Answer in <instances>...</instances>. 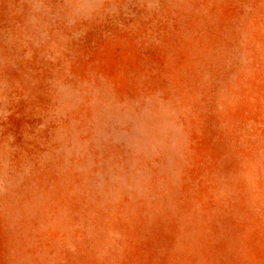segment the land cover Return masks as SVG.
Wrapping results in <instances>:
<instances>
[{"label": "rangeland", "instance_id": "374dc122", "mask_svg": "<svg viewBox=\"0 0 264 264\" xmlns=\"http://www.w3.org/2000/svg\"><path fill=\"white\" fill-rule=\"evenodd\" d=\"M0 264H264V0H0Z\"/></svg>", "mask_w": 264, "mask_h": 264}]
</instances>
